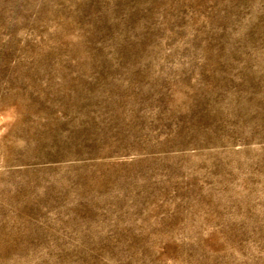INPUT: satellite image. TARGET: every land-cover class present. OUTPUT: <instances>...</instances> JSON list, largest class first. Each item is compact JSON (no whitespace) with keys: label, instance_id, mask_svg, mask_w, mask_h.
I'll list each match as a JSON object with an SVG mask.
<instances>
[{"label":"rangeland","instance_id":"rangeland-1","mask_svg":"<svg viewBox=\"0 0 264 264\" xmlns=\"http://www.w3.org/2000/svg\"><path fill=\"white\" fill-rule=\"evenodd\" d=\"M0 264H264V0H0Z\"/></svg>","mask_w":264,"mask_h":264}]
</instances>
